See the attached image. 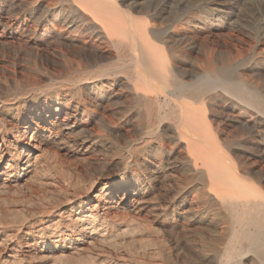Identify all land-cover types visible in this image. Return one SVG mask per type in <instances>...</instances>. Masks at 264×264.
Segmentation results:
<instances>
[{
  "label": "rangeland",
  "instance_id": "1",
  "mask_svg": "<svg viewBox=\"0 0 264 264\" xmlns=\"http://www.w3.org/2000/svg\"><path fill=\"white\" fill-rule=\"evenodd\" d=\"M199 1L204 8L201 27L206 47L190 53V59L179 65L195 72L193 62L202 65L207 53L219 61L236 52L244 57L264 52V40L258 42L264 0ZM186 6L194 8V0L145 4L172 23ZM30 7L26 0H0V264H225L223 252L204 250L203 242L218 241L224 247L229 224L216 221L214 212L207 210L208 204L216 203L213 196L199 200L184 150L167 144L173 152L158 156L155 142L150 141L142 153L131 155L129 160L136 165L128 164L124 154L141 146L143 135L134 129L133 103L121 95L123 90L116 88L115 96L102 100L99 94L93 99L94 92L83 96L87 102L102 104L97 110L103 118L92 119L76 109L81 108L80 99L68 91L51 95L52 82L31 70L36 65L64 72L62 59L50 54L58 46L46 49L48 55L43 53L40 37L47 23L38 21L40 11L33 16ZM67 59L74 66L79 62L73 52ZM106 64H90L87 70ZM248 67L236 72L264 82V64ZM235 68L232 64L231 72ZM27 84L39 90L13 93L15 85ZM222 105L216 111L235 118L218 116L224 126L239 135L247 133L239 124L247 118L224 111ZM24 126L28 128L22 138L17 132H23ZM258 145L264 148V143ZM21 150L34 151V171L15 159L14 152ZM239 152L249 163L260 155L247 148ZM87 215H91V221L85 222L88 226L73 223L79 217L85 221ZM248 258L242 264H260Z\"/></svg>",
  "mask_w": 264,
  "mask_h": 264
},
{
  "label": "bare ground",
  "instance_id": "2",
  "mask_svg": "<svg viewBox=\"0 0 264 264\" xmlns=\"http://www.w3.org/2000/svg\"><path fill=\"white\" fill-rule=\"evenodd\" d=\"M26 1L31 6L29 12L35 16L40 11L37 20L47 23L40 37L41 47L45 48L43 53L51 46L59 47L50 54L62 59L64 72L30 66L32 71L52 82L49 93L58 97L60 92L68 91L81 100V108L76 109L94 119L103 118L97 110L102 104L87 102L83 96L94 92L93 99L97 100L99 94L102 100L115 96L116 88L123 90L121 95L133 103L130 110L137 121L134 129L143 135L142 145L124 154L127 163L136 165L129 160L131 155L142 153L145 143L150 141L155 142L154 151L158 156L183 149L185 166L198 190L199 200L205 202L208 196H213L216 203L208 204L207 210L214 212L216 221L229 224L228 243L222 247L218 241H204V250L223 252L225 264H242L246 256L250 261L264 264V148L258 145V141L264 143V82L252 81L236 72L263 65L264 52L256 53V57H244L236 52L235 56L228 54L219 61L207 53L201 67L193 62L195 72L179 65L177 62L184 61L190 53L206 47L201 27L204 8L199 0H194L192 9L186 6L185 13L173 23L163 19L158 11L145 7L150 0ZM262 18L258 42L264 40V13ZM70 52L79 58L75 66L67 59ZM103 62L107 64L87 70L88 65ZM232 64L236 65L234 73ZM27 90L34 92L39 87L27 84L12 88L17 95ZM219 103L223 104V110L226 108L224 111H236L247 118L248 121H239L247 133L239 135L224 126L218 116L235 118L233 114L216 111ZM27 128L24 126L23 132H16L24 138ZM28 138L25 148L31 143V135ZM242 148L260 155L249 163L240 156ZM33 152L21 150L13 155L33 170L37 160ZM1 153L0 150V157ZM90 216L85 221L79 217L72 222L81 223L83 228L89 225L85 222L91 221Z\"/></svg>",
  "mask_w": 264,
  "mask_h": 264
}]
</instances>
